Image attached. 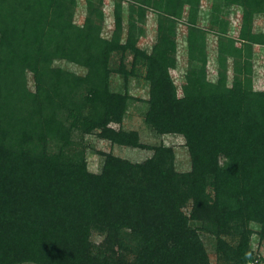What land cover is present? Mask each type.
<instances>
[{
	"label": "trees",
	"instance_id": "16d2710c",
	"mask_svg": "<svg viewBox=\"0 0 264 264\" xmlns=\"http://www.w3.org/2000/svg\"><path fill=\"white\" fill-rule=\"evenodd\" d=\"M200 1L113 0L105 37L103 0H85L81 25L76 0H0V264H211L199 231L215 239L219 264H259L250 239L264 241V87L254 86L252 55L264 48V33L253 31L264 0H224L240 10L236 38L216 7L206 27L196 22ZM184 5L186 71L177 85L170 71ZM149 9L157 34L144 50L138 23ZM208 33L216 37L214 82ZM127 52L131 69L123 60L112 68V56ZM138 66L149 84L144 122L184 139L186 172L176 170L171 147L110 126L121 124L130 98L110 90L109 76L126 78ZM92 134L152 156L133 163L99 152L101 171L90 172L84 143Z\"/></svg>",
	"mask_w": 264,
	"mask_h": 264
},
{
	"label": "rangeland",
	"instance_id": "374dc122",
	"mask_svg": "<svg viewBox=\"0 0 264 264\" xmlns=\"http://www.w3.org/2000/svg\"><path fill=\"white\" fill-rule=\"evenodd\" d=\"M96 1V0H95ZM218 8L219 17L221 20L228 22V34L232 38H236L240 28V10L237 7H229L226 9L224 0H201L196 9V22L201 27H206L211 15V8ZM112 9L113 0H103V11L105 16L103 36H109L112 30ZM184 13L182 19L175 24V43L177 48L176 67L171 69V75L174 82L180 85L184 81V73L186 71V34L187 21L189 14L186 5L183 7ZM153 10L146 12L145 18L138 23L141 27L138 34V46L141 49L149 50L156 40L157 34V17ZM86 13L85 0H76V8L74 21L81 25L84 21ZM123 26L126 28L128 11L126 3L123 4ZM195 19V18H194ZM253 31L255 33H264V12L256 13L253 17ZM216 37L213 34H207V55H208V78L214 82L216 75ZM132 55L127 52L124 57L120 53H116L111 58V67L118 68L121 63L127 70L132 66ZM264 48L261 46L253 47L252 63H253V81L256 89L260 90L264 87V68H263ZM229 72L228 78L231 79V60H228ZM54 67L64 68L78 75H84L86 70L74 64L62 60H56L53 63ZM27 85L33 89L32 74L27 72ZM145 69L138 66L134 75H127L126 78L116 72L109 76V88L114 93L124 94L129 96L124 118L120 125L110 124L111 127L118 129L119 126L124 131H136L139 134L142 143L158 146L160 144L171 147L174 151V165L177 171L186 172L190 170V158L185 147L184 139L176 134L156 135L145 124L144 115L147 111V99L149 93V84L144 79ZM84 152L87 162V167L90 172L99 173L101 171L104 158L99 152L111 153L118 157L129 160L133 163H140L152 156L151 150L140 148H130L119 145H112L109 141L96 137L95 134L86 135L84 143ZM186 213L190 212V204L183 209ZM253 230L257 231L258 227L253 225ZM203 240L204 246L209 256L211 264H219L217 261L215 239L207 232L199 231ZM95 242L101 241L102 237L98 234H93L91 237ZM250 247L254 253V257L259 264H264V241L260 240L256 233L252 234L250 239Z\"/></svg>",
	"mask_w": 264,
	"mask_h": 264
}]
</instances>
